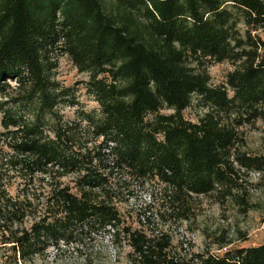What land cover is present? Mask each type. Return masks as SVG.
Masks as SVG:
<instances>
[{
    "label": "trees",
    "instance_id": "1",
    "mask_svg": "<svg viewBox=\"0 0 264 264\" xmlns=\"http://www.w3.org/2000/svg\"><path fill=\"white\" fill-rule=\"evenodd\" d=\"M261 30L264 0H0V264L100 231L129 247L115 264H264V243L229 247L224 231L223 253L187 252L119 209L156 185L161 223L195 220L203 198L264 210L250 193L264 152L247 141L264 123ZM64 58L95 108L58 78Z\"/></svg>",
    "mask_w": 264,
    "mask_h": 264
},
{
    "label": "rangeland",
    "instance_id": "2",
    "mask_svg": "<svg viewBox=\"0 0 264 264\" xmlns=\"http://www.w3.org/2000/svg\"><path fill=\"white\" fill-rule=\"evenodd\" d=\"M259 35L264 39V30L259 31ZM231 69L232 65L228 62L210 66L212 84L224 82L226 73ZM57 73L64 85L74 87L78 101L85 110L97 106L84 88L85 74L79 73L65 58L61 60ZM74 109L63 107L61 111L67 118H72ZM200 111L198 106H191L184 111V116L195 121L196 114ZM247 141L251 150L264 152L263 122H258L256 128L247 130ZM250 177L253 183H257L258 174L252 173ZM68 180L69 178L65 179L66 182ZM258 186L259 184L253 186L250 193L252 200L260 205L264 201V193H261V188L254 190ZM133 189L128 201L119 204L124 223L134 228L142 227L147 231L154 226L163 229L171 235L176 247L181 244L186 247L187 252L201 253L208 249L214 254L223 253L225 249H218L216 237L224 234V231L233 239L229 247L264 243V210L260 206L244 215L240 213L236 203H217L212 199L203 198L195 220L161 223L156 218L158 202L152 201V197H149L151 192L158 195L161 188L156 185H146L143 188L136 186ZM149 203L151 207L147 208ZM144 212L146 215L142 214ZM147 215H150L153 226L147 225L145 218ZM128 250L129 247L118 243L114 236H111V232L100 231L92 233L91 236L60 242L58 247H50L44 255L35 257L33 264H115L118 259L123 260Z\"/></svg>",
    "mask_w": 264,
    "mask_h": 264
}]
</instances>
